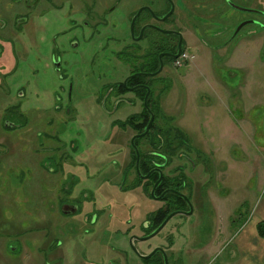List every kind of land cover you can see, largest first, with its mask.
<instances>
[{"label": "rangeland", "instance_id": "1", "mask_svg": "<svg viewBox=\"0 0 264 264\" xmlns=\"http://www.w3.org/2000/svg\"><path fill=\"white\" fill-rule=\"evenodd\" d=\"M250 2L249 0L243 4V7H249ZM237 14L244 18L252 16L243 12ZM53 17L49 13L45 14L37 20L38 26L33 28L32 34V30L28 29L24 31V35L18 37V43L27 55L18 58L17 68L12 75L4 76L11 72L14 59L12 52L7 53L6 49L3 58H0V76L3 75L7 82H2L0 90V93H4L0 103V138L7 139L5 144L0 143V237L6 239L2 245L4 250L0 249V253L14 260L20 256L21 245L30 239L31 232L41 231L43 238L50 232V236L54 237L53 221L57 218L52 214L54 204L57 203L55 199L64 196L55 186L63 183L67 177L62 175L44 182L35 168L39 169L38 162L44 156L47 158L43 163L46 167H57L56 158H49L51 154L48 151L51 150L48 149L47 136L43 135L45 147L41 149L38 148L37 141L30 145L27 140L47 132L61 139L71 140H75V135H81L75 141L76 150L84 152L87 146L91 153L96 152V159L91 162L94 165L87 163L89 176L83 178V188L88 195L97 184L110 177L109 173L112 172L113 177H116L123 151L115 143L110 145L106 141L113 134L112 122L133 112L132 108L123 106L110 117L97 104L98 92L105 95L103 86L114 85L128 73L127 70L119 73L114 71L119 68L117 63H109L104 58V54L111 53L110 49L100 52L103 54L92 63L90 60L91 55L96 52L93 47L95 44H88L83 49V40L77 35L79 48L68 49L70 52L67 53L70 54L62 55L56 61L58 57L55 58L54 55L61 54L63 47L60 46L59 51L52 54L54 38H57L60 31L71 30L72 26ZM232 29L231 26V33ZM215 31L203 32V36L210 39L209 46L200 37L199 41L189 43L187 50L196 57L188 66L178 70V74L173 75V83L169 79L168 84L172 85L164 104L168 115L164 120L166 126L173 124L181 129L185 133V139L194 147V152L201 156L206 154L211 168L210 174L207 173L201 158L198 159L191 152L189 157L197 162L194 170L191 169L193 165H187L186 159L183 162L175 159L166 170L167 175H177L176 172L169 171L186 163L185 175L191 183V189L184 190V193H192L195 214L191 218L178 215L173 217L164 231L150 244L164 245L170 230L174 231L172 226L182 221L172 248L171 245H165L169 258L174 255L176 259L182 253V264H227L231 249L236 251L237 248L233 239L241 242L247 239V227L254 222L256 209L264 200V30L247 26L240 32L245 40L237 43L239 39H236L234 43L220 50L215 49L218 44L217 40H213ZM116 32L120 38L128 36L126 26H119ZM4 37L1 33L0 38ZM73 38V34H70L66 36V40L58 39L57 43L67 44L68 39ZM15 51L21 55L17 46ZM15 57L17 58L16 55ZM240 62L242 66H246L243 71L238 69ZM56 65L60 71H57ZM117 74L120 75L119 78H114ZM3 76L0 78L5 80ZM70 87L75 92L73 105L78 108L77 118L81 127L75 121L66 125L60 123L50 109L54 106V100L58 105H68L63 89L69 91ZM8 89L11 94L6 97ZM16 105L20 108L15 107ZM73 105L69 106L71 116L74 112ZM13 107L15 108L12 109ZM52 119L53 125H49ZM8 123L13 124V129L5 128ZM32 146L40 150L39 159L37 150L33 148L34 151H31ZM146 148L150 149L147 146ZM91 166H97V169L101 167V171L96 174V180L93 178ZM51 179L55 182L54 185ZM72 180L70 177L69 181ZM39 183L41 185L37 188L34 184ZM155 203L151 201L150 205L154 206ZM41 214L46 219L42 220ZM206 216L210 220L208 230L213 239L210 238L206 244L201 245L205 239L198 236L196 229L207 219ZM231 227L233 235L230 233L229 237ZM43 238L32 244V248L41 249L44 264H60L58 260L49 259L47 256L50 252L47 246L50 243ZM96 240L117 250L121 248L124 256L128 258V264L141 263L138 248L130 243V235L128 237L120 232H110L109 229H103L94 236L83 234V243L77 240L75 245L83 250V260L87 257L92 264H127L123 256L119 257L121 261L115 258L117 254L113 250H103L104 252H99L93 258L91 250ZM213 242L215 244L210 251L198 252ZM144 246L145 244L141 245V248ZM86 250L91 256L86 254ZM150 264H154V261Z\"/></svg>", "mask_w": 264, "mask_h": 264}, {"label": "flooded vegetation", "instance_id": "2", "mask_svg": "<svg viewBox=\"0 0 264 264\" xmlns=\"http://www.w3.org/2000/svg\"><path fill=\"white\" fill-rule=\"evenodd\" d=\"M248 1L0 0V35L3 33L5 36L4 39L0 38V58H3L6 49L8 53L6 43L13 47L12 58H14L11 72L5 74V77L15 72L18 58L27 55L18 43V37L24 35V31L28 29L32 30V34L33 28L38 26L36 25L37 20L48 13L53 15L54 19L60 22L62 20L72 26L71 30L60 31L57 38H54L52 54L58 52L60 46L63 47L61 54L56 56L55 53V58L58 57L56 61L60 56L70 54L67 53L70 52L68 49L79 48L77 40L80 36L83 40V49L88 44H95L93 47L96 52L91 55L90 62H96L97 57L103 54L100 52L110 49L111 53L104 54V58L109 63H117L119 68L114 71L118 73L128 71L114 85L103 86L104 96L101 92H98L96 96L98 106L103 107L104 113L110 114V117L114 116L123 106L133 109V112L123 119L117 118L112 122L113 134H110L106 141L107 144L115 143L117 147L120 146L121 152H124H122V158L116 170V177H113L110 169L111 173L108 174L110 177L97 184L93 192L87 195L83 188V178L89 176L87 163L90 164L96 159V152L91 153L87 146L84 152L76 150L75 141L81 135H75V140L61 139L48 132L37 135L41 139L45 135L47 139L52 140V144L48 145V149L51 150L48 151L51 154L49 158H56L57 167L49 165L47 168L53 170L54 166L58 175L63 174L66 177V174L62 173V166L69 163L76 169L80 167L79 170H82L83 174L81 176L67 174L68 178L66 177L63 183L56 184L62 186L61 191L63 189L64 196L57 197L55 200L57 203L54 204L53 212H58L62 219L53 221L54 231H56L58 222L65 219L70 220L71 224L68 227L75 232L73 241L77 244V240L83 243V234L94 236L97 233L100 234L103 229H109L110 232H120L128 237L130 235V243L140 251L137 250L138 258L141 260L140 264H150L151 261H154V264H170V262L182 264L180 253L176 259L174 255L169 258L165 249V245L172 241L171 236L179 234L182 221L172 226L174 234H171V230L169 234L167 233L164 245L150 244L164 231L173 217L178 215L191 218L195 214L192 193H184V190L191 189V183L185 175L186 163L189 167L193 165L191 166L193 170L197 164L189 157L191 152H194V147L185 139V133L181 129L173 124L166 126L164 120L168 115L164 104L167 93L174 82L173 75L178 74V70L188 66L196 57L187 50L189 43L199 41L200 37L203 43L209 46L210 39L203 36L204 31L216 30L213 40L218 41L215 49L220 50L234 43L236 39H239L237 43L245 40L240 36V32L247 26H255L264 30V0H250V6L244 8L243 4ZM237 12L248 13L252 16L244 18ZM119 26L127 27V37L117 36L116 30ZM231 26L233 27L232 33ZM70 34H73V39H68L67 44L63 42L58 45V39L66 40V36ZM15 46L18 47L21 55L15 51ZM185 53L188 54L189 59L184 60L180 66L176 65ZM56 69L60 71L58 65ZM119 76L114 75V78H119ZM169 79L172 82L170 85L168 84ZM2 82L7 84L6 78L5 80L0 78V90H2ZM72 88L70 87L69 91L63 89L68 104L66 107L58 105L59 103L54 100V106L50 109L59 118L60 123L66 125L75 121L81 127L77 118L78 108L73 105L75 92ZM7 92L6 97H9L10 90L8 89ZM80 92L82 94V91ZM3 96L4 93H0V103H2ZM71 105L74 106L72 107L73 117L69 108ZM15 107L20 108L17 105ZM53 122L54 119L50 120L49 125H53ZM13 127L11 123L5 126L7 129H13ZM43 147H45L44 142L39 141V148ZM194 153L198 159L201 158L205 170L210 174V162L206 154H202V157L198 152ZM76 155H82L83 161L77 160ZM46 159H43V163ZM175 159L179 162L186 159L187 162L169 171V173L176 172L177 175H167L166 170ZM99 163L101 164L100 161ZM91 168L95 179L101 167L97 169V166H91ZM58 175L56 174L57 177ZM70 177L72 181H69ZM81 189L83 190L79 191ZM169 193H174L181 199L176 196L169 198ZM151 201L156 202L154 206L150 205ZM158 203L162 205H157ZM126 212L128 214H125ZM88 216L89 219H87ZM169 217L171 218L160 229ZM117 223L120 225L118 226ZM54 240L50 244L61 248L62 243ZM94 244L91 250L93 258H96L99 252H104L103 250H113L117 254L115 258L121 261L119 257L123 256L128 264V258L124 256L121 248L114 249L109 244L98 240ZM143 244L145 246L141 248ZM77 248L83 257V250L79 246ZM85 252L91 256L88 250ZM83 264L92 263L89 258L84 257Z\"/></svg>", "mask_w": 264, "mask_h": 264}, {"label": "crops", "instance_id": "3", "mask_svg": "<svg viewBox=\"0 0 264 264\" xmlns=\"http://www.w3.org/2000/svg\"><path fill=\"white\" fill-rule=\"evenodd\" d=\"M6 47L8 48V52L13 51V47L11 46V44H9V45L6 44ZM9 59L12 60L11 58H9ZM235 66H237V65L235 64ZM243 67L246 68V66H242V64L240 62L238 64L239 71H243L244 70ZM251 99L253 101H256L253 98H251ZM2 123H3V121H2ZM249 124H250V122L248 123V125ZM29 139H31V138H29ZM6 140L4 137H2V138H0V143L5 144ZM27 141L29 144L30 143L33 144L34 141H37L38 148H39V141L43 142L41 137H39L37 135L33 136L32 140H27ZM46 141L48 142V145L52 144V140H50L49 138L46 139ZM33 148L34 147L32 146L31 151L37 150L36 147L34 148V150H33ZM22 155H24V154H22ZM37 155H38V159H39L40 158L39 150H37ZM45 157L46 156H44V158ZM76 159L77 160L81 159V162H82L83 156L82 155H76ZM30 166L32 167L31 164H30ZM38 168H39L38 169L39 171L36 168H35V170L37 172H39V174L41 175L44 182L45 181L49 182V178L54 179V177H57L56 174L58 175V172H57L56 168H54V166H53V170H50L49 168L43 166V159L41 161L39 160ZM79 168L76 169V167L71 166V164L65 163L62 166V171H63L62 173L66 174V175L67 174H76V175L78 174L79 176H81L83 174L81 172L82 170H79ZM59 174H61V173H59ZM59 176H61V175H58V178H59ZM51 183L54 185L55 182L52 181V179H51ZM34 185H36V187L38 188V186H40L41 183L34 184ZM55 187L59 190H61V188H62V186H58V185H56ZM82 190L83 189H81L79 191H82ZM62 191H63V189H62ZM66 194H67V191H66ZM56 199H57V197H56ZM52 215H53V217L54 216L57 217V219H62L61 216L59 217L58 212H55V213L53 212ZM40 217L42 220L46 219L44 214H41ZM65 221H69V222H65ZM253 221L254 222H252L247 227V231H249V235H247V237H246L247 239L244 242H241L240 240L239 241L235 240L236 241L235 242L233 239L235 237V235L231 238V241L233 239V242H234V244H236L237 248H236V251L231 249V254H230L231 257H230V260H228V261L226 260V262H228L227 264H264V239L259 236L258 231H257V225L259 223H264V200L256 209L255 220H253ZM202 222L203 223L196 230L199 233L198 236L201 235L205 239L204 243L201 244V245H204L209 241L210 238L213 239V237L210 235L209 230H208L210 227V224H209L210 220L207 218ZM211 222H212V220H211ZM246 223H248V220ZM70 224H71V221L67 220V219H65L64 221L58 222V224L56 226V231L54 232V237H51L50 234H45V237L43 238V236H41V231L31 232L29 234L30 239L28 241H26L25 243H23V245H21L20 256L18 258H15V260H14V259L9 258L7 256H3V254L0 253V264H44V257L41 255V249L40 248H35V249L32 248V244L38 243V241L42 240V238L44 240H49V243L53 239H55L54 241H59L60 243H62L61 248L53 247V244H49L47 246L48 250L50 251L49 255H47L49 257V259L58 260L60 262V264H83L82 255L79 254L80 252H79L77 246L75 247L74 241L71 242V239H73L75 232L68 227ZM206 229L208 230V232L205 231ZM230 233H231V235H233L232 227L229 231V237H230ZM171 234H174V232L171 231ZM23 237H25V236H23ZM0 238H1L0 239V249H3L4 247L2 245H3L4 240L6 241V239H5V237H0ZM171 238H173V239H172V241L168 242V246L171 245L170 247L172 248V246H173L172 244L174 243V241H176L177 237L171 236ZM196 238H198V237H196ZM192 240H194V237H192ZM198 241H199V239H198ZM214 244H215L214 242L210 245L208 244V246H205L204 250L200 249L198 252L200 253V252H205V251L207 252L208 250L210 251ZM199 246H200V244H199ZM0 252H1V250H0ZM180 254H181V252H180ZM63 255H65V256H63ZM199 257H200V255H199ZM187 264H196V263L191 262V263H187Z\"/></svg>", "mask_w": 264, "mask_h": 264}, {"label": "trees", "instance_id": "4", "mask_svg": "<svg viewBox=\"0 0 264 264\" xmlns=\"http://www.w3.org/2000/svg\"><path fill=\"white\" fill-rule=\"evenodd\" d=\"M168 196H169V198L176 196V197H178L179 199H181L179 196H177V195L174 194V193H169ZM174 204H175V203H174ZM169 205H171V204L169 203ZM169 210H171V209H169ZM159 217H160V216H159ZM257 231H258L259 236H260L261 238L264 239V223H259V224L257 225Z\"/></svg>", "mask_w": 264, "mask_h": 264}, {"label": "built area", "instance_id": "5", "mask_svg": "<svg viewBox=\"0 0 264 264\" xmlns=\"http://www.w3.org/2000/svg\"><path fill=\"white\" fill-rule=\"evenodd\" d=\"M187 59H189V56H188L187 53H185V54L182 55L181 59H180L179 61L176 62V65L180 66V65L182 64V62H183L184 60H187Z\"/></svg>", "mask_w": 264, "mask_h": 264}, {"label": "water", "instance_id": "6", "mask_svg": "<svg viewBox=\"0 0 264 264\" xmlns=\"http://www.w3.org/2000/svg\"><path fill=\"white\" fill-rule=\"evenodd\" d=\"M153 195H154V192H153ZM171 217H172V216H171ZM171 217H169V218L163 223V225L161 226L160 229H162V228L165 226V224L167 223V221H168Z\"/></svg>", "mask_w": 264, "mask_h": 264}]
</instances>
